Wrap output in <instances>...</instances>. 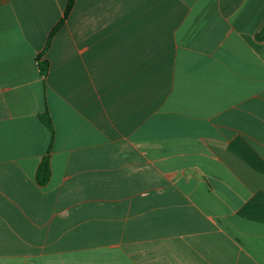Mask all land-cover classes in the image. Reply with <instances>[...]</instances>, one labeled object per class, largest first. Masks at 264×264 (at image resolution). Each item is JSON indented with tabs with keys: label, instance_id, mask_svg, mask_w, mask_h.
Instances as JSON below:
<instances>
[{
	"label": "crops",
	"instance_id": "crops-1",
	"mask_svg": "<svg viewBox=\"0 0 264 264\" xmlns=\"http://www.w3.org/2000/svg\"><path fill=\"white\" fill-rule=\"evenodd\" d=\"M67 3L0 0V264H264V0H74L51 36Z\"/></svg>",
	"mask_w": 264,
	"mask_h": 264
},
{
	"label": "trees",
	"instance_id": "trees-1",
	"mask_svg": "<svg viewBox=\"0 0 264 264\" xmlns=\"http://www.w3.org/2000/svg\"><path fill=\"white\" fill-rule=\"evenodd\" d=\"M74 0H68L66 9L64 13V17L61 20L60 24H58V26L52 31L51 36L53 35V33L55 31L58 30L59 26L61 24H63V22L65 21V19L67 18V15L69 14L68 12H70L72 6H73ZM38 68L40 70V72L42 74H45L47 72L48 69V65L46 61H42L38 63ZM39 117V121L50 131V142L53 141V130H52V124L50 121V118L48 117L47 114H42ZM37 182L40 185H44L48 182L49 180V176H50V167H49V159H48V155L46 157L43 158L39 168H37Z\"/></svg>",
	"mask_w": 264,
	"mask_h": 264
}]
</instances>
